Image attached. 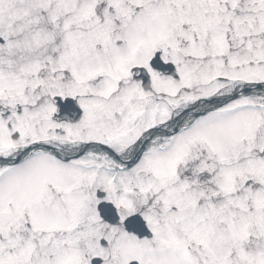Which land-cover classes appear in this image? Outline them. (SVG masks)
I'll return each mask as SVG.
<instances>
[{
    "label": "snow or ice",
    "instance_id": "1",
    "mask_svg": "<svg viewBox=\"0 0 264 264\" xmlns=\"http://www.w3.org/2000/svg\"><path fill=\"white\" fill-rule=\"evenodd\" d=\"M0 264H264V0H0Z\"/></svg>",
    "mask_w": 264,
    "mask_h": 264
}]
</instances>
